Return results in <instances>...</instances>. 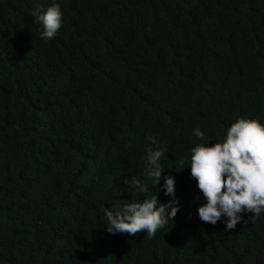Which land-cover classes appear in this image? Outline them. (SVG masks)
Segmentation results:
<instances>
[{
	"label": "trees",
	"instance_id": "obj_1",
	"mask_svg": "<svg viewBox=\"0 0 264 264\" xmlns=\"http://www.w3.org/2000/svg\"><path fill=\"white\" fill-rule=\"evenodd\" d=\"M53 3L45 40L33 11ZM237 118L264 124V0H0V264H264V211L204 223L191 177V149ZM157 145L177 215L154 238L109 233Z\"/></svg>",
	"mask_w": 264,
	"mask_h": 264
},
{
	"label": "clouds",
	"instance_id": "obj_2",
	"mask_svg": "<svg viewBox=\"0 0 264 264\" xmlns=\"http://www.w3.org/2000/svg\"><path fill=\"white\" fill-rule=\"evenodd\" d=\"M35 21L42 25V38L52 39L56 36L62 24V12L59 3H53L46 9L38 4L33 11ZM195 136L204 139V133L199 129ZM147 139L156 145V138L148 135ZM145 161L148 171L144 182L133 176L125 178L124 185L131 189L133 199L121 207L104 209L107 217V231L115 234L132 236L145 232L146 238H154L157 230L164 228L179 211V201L175 194V178L163 177L164 184L158 188L164 169L160 160L166 149L157 145L149 147ZM183 165L184 161L181 160ZM191 177L197 181V186L207 201L198 208L202 222L215 225L222 216L226 230L235 229L238 223L245 220L240 213H251V220L259 217L264 211V124L256 119L237 118L227 130L223 142L212 144L199 143L191 149ZM152 187L171 196L167 203H161L158 195L147 196L149 183ZM158 191V192H159ZM144 194L145 198H135V193ZM197 200L200 199L198 196ZM170 209V211H169Z\"/></svg>",
	"mask_w": 264,
	"mask_h": 264
}]
</instances>
